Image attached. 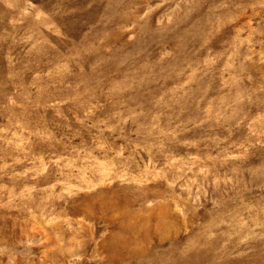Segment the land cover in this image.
Here are the masks:
<instances>
[{
  "label": "rangeland",
  "instance_id": "374dc122",
  "mask_svg": "<svg viewBox=\"0 0 264 264\" xmlns=\"http://www.w3.org/2000/svg\"><path fill=\"white\" fill-rule=\"evenodd\" d=\"M0 264H264V0H0Z\"/></svg>",
  "mask_w": 264,
  "mask_h": 264
}]
</instances>
